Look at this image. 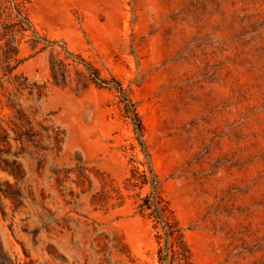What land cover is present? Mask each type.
Segmentation results:
<instances>
[{
  "label": "rangeland",
  "instance_id": "374dc122",
  "mask_svg": "<svg viewBox=\"0 0 264 264\" xmlns=\"http://www.w3.org/2000/svg\"><path fill=\"white\" fill-rule=\"evenodd\" d=\"M0 264H264V0H0Z\"/></svg>",
  "mask_w": 264,
  "mask_h": 264
},
{
  "label": "trees",
  "instance_id": "16d2710c",
  "mask_svg": "<svg viewBox=\"0 0 264 264\" xmlns=\"http://www.w3.org/2000/svg\"><path fill=\"white\" fill-rule=\"evenodd\" d=\"M174 253H180V252L178 250H176V251L174 250Z\"/></svg>",
  "mask_w": 264,
  "mask_h": 264
}]
</instances>
